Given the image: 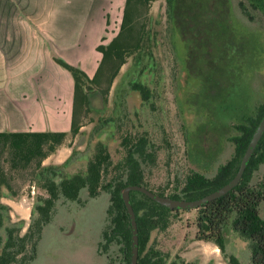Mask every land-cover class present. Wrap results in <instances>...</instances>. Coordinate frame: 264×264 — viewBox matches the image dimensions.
Here are the masks:
<instances>
[{"label": "rangeland", "instance_id": "1", "mask_svg": "<svg viewBox=\"0 0 264 264\" xmlns=\"http://www.w3.org/2000/svg\"><path fill=\"white\" fill-rule=\"evenodd\" d=\"M241 3L246 7V14ZM66 5L63 14L68 11ZM122 5L123 0H113L110 8H106L108 25L104 40L97 41L95 45L83 40L74 49V66L89 77L94 75L101 59L95 48L108 44L118 33ZM250 5L246 0L151 2L148 12L140 19V29L144 34L142 47L120 68L106 102L94 97L92 109L83 121L79 135L69 138L60 148V154L66 149L69 152L64 161L72 154V163L67 170L77 172L82 169L94 151L96 137L107 133V144L115 163L126 154L118 146L123 137L130 135L145 139L143 167L153 189L161 188L165 194H170L183 186L186 176L192 171L212 178L217 168L233 156L229 140L236 134V127L252 116L254 103L257 107L264 102V92H250L252 84L247 86L246 80L236 84L239 92H218L221 86L218 35H223L228 43L242 38L240 50L245 52L247 67L251 65L247 51L256 42L261 53L256 51L254 64L263 76L264 17L253 11ZM187 8L199 13L204 11L203 8L208 11L218 8L222 16L210 22L202 16L190 18ZM74 9L78 8L75 6ZM63 52L66 54L67 51ZM94 56L96 62L89 74L87 69L91 68ZM134 83L149 89L147 100H142L134 91ZM54 127L63 131L69 124L66 122ZM56 157L46 164L53 163ZM263 173L264 166H261L255 172L253 182L260 180ZM34 191V188L26 189L15 209L11 208L10 220L22 226L20 235L39 218ZM110 198L108 192L90 198L85 190L81 191L77 201L60 198L49 222L42 229L36 256L29 264H124L119 243L103 247L102 231ZM261 215L264 218V202ZM196 218V210L177 211V214L170 215L164 231L153 233L155 248L169 262L228 264V256L233 255L239 264H250L246 243H241L233 233L226 235L224 253L211 242L197 240ZM4 235L1 228L0 236Z\"/></svg>", "mask_w": 264, "mask_h": 264}, {"label": "trees", "instance_id": "2", "mask_svg": "<svg viewBox=\"0 0 264 264\" xmlns=\"http://www.w3.org/2000/svg\"><path fill=\"white\" fill-rule=\"evenodd\" d=\"M156 0H124L122 17L116 36L106 45L95 50L101 54L100 62L92 77L79 67L62 59L54 58L57 65L67 71L73 80V101L69 132H1L0 133V264H29L36 256L43 227L49 222L54 206L60 198L77 201L85 190L90 198L102 192L111 195L102 238L104 249L113 242L121 245L123 263L131 257V228L121 191L130 185L142 186L151 192L175 200H198L214 192L233 179L252 133L264 115V107L249 116L237 127V134L230 138L234 144L232 158L219 166L212 178L192 171L183 186L170 194L161 188L153 189L144 171L145 139L126 135L118 146L126 154L116 163L107 144L108 135L96 137L94 151L82 169L71 172L72 154L60 164L44 165L69 138L80 133L83 121L92 109V100L98 96L106 102L110 87L126 59L142 47L144 34L140 19ZM252 4L253 0H246ZM264 7V0H259ZM242 9L246 7L241 3ZM108 25V19L106 20ZM104 40V36L101 38ZM105 87H101L102 85ZM142 100L149 98V89L139 83L133 84ZM140 155V157H136ZM264 166V133L259 140L237 186L224 196L207 202L196 209V239L215 244L225 252L226 235L235 234L246 243L250 264H264V218L261 207L264 202V173L253 182L255 172ZM34 187L36 210L39 218L33 221L23 235L22 226L11 223V209L1 202L8 198L19 200L26 189ZM130 202L135 214L138 231L137 264H177L154 246L153 233L164 231L170 215L176 210L159 205L140 192H130ZM185 211V210H184ZM228 264H239L238 259L228 256Z\"/></svg>", "mask_w": 264, "mask_h": 264}, {"label": "crops", "instance_id": "3", "mask_svg": "<svg viewBox=\"0 0 264 264\" xmlns=\"http://www.w3.org/2000/svg\"><path fill=\"white\" fill-rule=\"evenodd\" d=\"M112 2L0 0V133L69 132L73 80L54 58L75 65V47L83 40L94 45L101 40L106 29V8ZM64 4L68 11L63 14ZM95 62L94 56L87 73ZM66 122L68 129H55ZM60 151L43 164L48 165L47 161L56 155L51 164L62 163L69 152ZM19 200L4 198L1 202L15 209Z\"/></svg>", "mask_w": 264, "mask_h": 264}, {"label": "flooded vegetation", "instance_id": "4", "mask_svg": "<svg viewBox=\"0 0 264 264\" xmlns=\"http://www.w3.org/2000/svg\"><path fill=\"white\" fill-rule=\"evenodd\" d=\"M262 5L263 3L261 4L259 0H253L250 7L253 11H258L261 17H264V7H262ZM203 10L204 11L199 13L195 9L187 8L186 13L188 14L190 18L202 16L204 17V19L208 20L209 22L213 18L217 20L220 16H222V14H220L221 9L218 10V8L217 10L214 9L213 10L214 12L208 11V9L206 8H203ZM242 11L245 14L247 13V10L242 9ZM249 17L251 18L252 16L249 14ZM206 32H210V30H206ZM241 39L242 38L240 39L237 38L234 40V42L228 43L224 40L223 35H218V42H217V47L219 49L218 72H220V75H221L219 76L221 86L218 92H239L235 88L236 84L241 83L245 80L247 81V86L252 84L250 92H264V73H262L263 76H261L258 69L255 68V64H254L255 63L254 57H255L256 51L258 52V54H260L261 52H259L257 48V44L254 39L255 44L253 43V45L251 46L252 48H250L247 51L248 57L251 60V65H249L250 68L247 67L245 64L246 63L245 56H244L245 52L240 50L241 49L240 47ZM241 75H244V78L240 79ZM247 76L248 78H246ZM248 92H249V88H248ZM262 107H264V102L258 105L257 107L255 106V103H254L253 104L254 109L252 110V115H255L256 108L258 109ZM235 108H238V107H235ZM236 134H237V131H236ZM230 143L232 144L233 151H234V144L233 142H230Z\"/></svg>", "mask_w": 264, "mask_h": 264}, {"label": "water", "instance_id": "5", "mask_svg": "<svg viewBox=\"0 0 264 264\" xmlns=\"http://www.w3.org/2000/svg\"><path fill=\"white\" fill-rule=\"evenodd\" d=\"M263 133H264V115L252 133L251 139L241 158L238 170L235 173L233 179H231L227 184H225L221 188L215 190L214 192L206 195L205 197L201 199L193 200V201L175 200L169 197L159 196L142 186L130 185V186L125 187L121 191L120 197L124 203L126 213L128 215L129 222H130V228H131V257H130L129 264H137V260H138V231H137L135 214H134L131 202H130V192L132 191L140 192L146 197H148L149 199H151L152 201L158 203L161 206L168 208L169 210H176V211L196 210L197 208L204 205L205 203L211 202L215 199H218L224 196L229 191H231L235 186L238 185L245 171L247 162L250 160Z\"/></svg>", "mask_w": 264, "mask_h": 264}]
</instances>
